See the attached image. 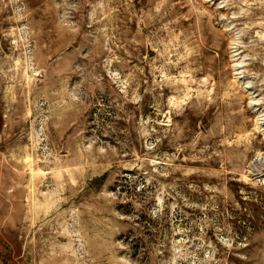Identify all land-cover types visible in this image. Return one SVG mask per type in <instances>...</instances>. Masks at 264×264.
Here are the masks:
<instances>
[{
	"label": "rangeland",
	"instance_id": "1",
	"mask_svg": "<svg viewBox=\"0 0 264 264\" xmlns=\"http://www.w3.org/2000/svg\"><path fill=\"white\" fill-rule=\"evenodd\" d=\"M0 264H264V0H0Z\"/></svg>",
	"mask_w": 264,
	"mask_h": 264
}]
</instances>
